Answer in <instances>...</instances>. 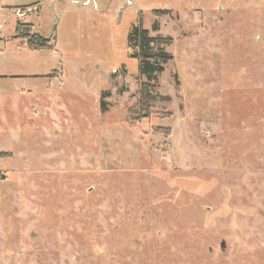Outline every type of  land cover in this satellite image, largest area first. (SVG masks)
Returning <instances> with one entry per match:
<instances>
[{
    "label": "rangeland",
    "instance_id": "obj_1",
    "mask_svg": "<svg viewBox=\"0 0 264 264\" xmlns=\"http://www.w3.org/2000/svg\"><path fill=\"white\" fill-rule=\"evenodd\" d=\"M96 2L0 0V264H264V0ZM139 15L171 38L147 116Z\"/></svg>",
    "mask_w": 264,
    "mask_h": 264
},
{
    "label": "trees",
    "instance_id": "obj_2",
    "mask_svg": "<svg viewBox=\"0 0 264 264\" xmlns=\"http://www.w3.org/2000/svg\"><path fill=\"white\" fill-rule=\"evenodd\" d=\"M34 2L33 4H37ZM22 6V5H21ZM166 13L165 10H162ZM142 17L139 15V23L131 27L127 44L135 52L131 55L137 60L136 79L138 81L139 102L145 111V116L154 111V103L167 99L153 93L159 75L164 69V65L172 60V54L166 50L171 38L156 34L151 36L149 30L142 26ZM158 23L154 22L151 31H158ZM33 25L28 22H17L13 37L22 40L29 49H51L50 40L39 33L33 32ZM106 101H101V108L105 110ZM1 155V154H0Z\"/></svg>",
    "mask_w": 264,
    "mask_h": 264
},
{
    "label": "built area",
    "instance_id": "obj_3",
    "mask_svg": "<svg viewBox=\"0 0 264 264\" xmlns=\"http://www.w3.org/2000/svg\"><path fill=\"white\" fill-rule=\"evenodd\" d=\"M70 3L75 5L90 6L92 9H98L96 0H68ZM40 4H28L22 6H15L11 9V13L17 18L20 19L27 14L38 11Z\"/></svg>",
    "mask_w": 264,
    "mask_h": 264
},
{
    "label": "crops",
    "instance_id": "obj_4",
    "mask_svg": "<svg viewBox=\"0 0 264 264\" xmlns=\"http://www.w3.org/2000/svg\"><path fill=\"white\" fill-rule=\"evenodd\" d=\"M34 2H37V1H34ZM34 2H32V3H34ZM28 4H30V3H24V4H20V5H16V6L28 5Z\"/></svg>",
    "mask_w": 264,
    "mask_h": 264
}]
</instances>
